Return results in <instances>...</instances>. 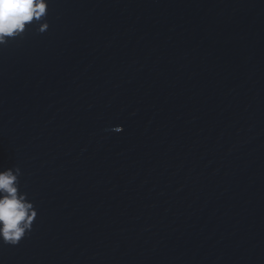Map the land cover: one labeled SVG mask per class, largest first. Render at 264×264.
Instances as JSON below:
<instances>
[{
    "label": "water",
    "instance_id": "95a60500",
    "mask_svg": "<svg viewBox=\"0 0 264 264\" xmlns=\"http://www.w3.org/2000/svg\"><path fill=\"white\" fill-rule=\"evenodd\" d=\"M44 20L0 43V169L38 210L0 264H264V0Z\"/></svg>",
    "mask_w": 264,
    "mask_h": 264
},
{
    "label": "clouds",
    "instance_id": "9594fccd",
    "mask_svg": "<svg viewBox=\"0 0 264 264\" xmlns=\"http://www.w3.org/2000/svg\"><path fill=\"white\" fill-rule=\"evenodd\" d=\"M49 0H0V43L25 32L34 23H41V31L49 25L47 15ZM117 132L123 125L116 126ZM21 168L17 166L0 169V240L17 245L33 229L38 216L34 201L21 190Z\"/></svg>",
    "mask_w": 264,
    "mask_h": 264
}]
</instances>
